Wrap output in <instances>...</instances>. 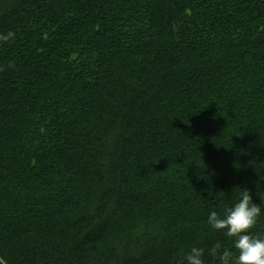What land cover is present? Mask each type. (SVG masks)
Returning <instances> with one entry per match:
<instances>
[{
  "label": "trees",
  "instance_id": "obj_1",
  "mask_svg": "<svg viewBox=\"0 0 264 264\" xmlns=\"http://www.w3.org/2000/svg\"><path fill=\"white\" fill-rule=\"evenodd\" d=\"M9 30L3 264L235 252L207 218L244 191L264 235V0H0Z\"/></svg>",
  "mask_w": 264,
  "mask_h": 264
},
{
  "label": "clouds",
  "instance_id": "obj_2",
  "mask_svg": "<svg viewBox=\"0 0 264 264\" xmlns=\"http://www.w3.org/2000/svg\"><path fill=\"white\" fill-rule=\"evenodd\" d=\"M15 35L11 30L0 33V44L13 40ZM261 214V205L253 202L249 191L242 192L233 205L224 208L223 215L212 211L207 218L212 229L231 238L235 252L222 249L219 243L207 250L192 247L179 264H205L206 251L209 256L218 257L219 264H264V235L251 231ZM0 264H3L2 258Z\"/></svg>",
  "mask_w": 264,
  "mask_h": 264
}]
</instances>
